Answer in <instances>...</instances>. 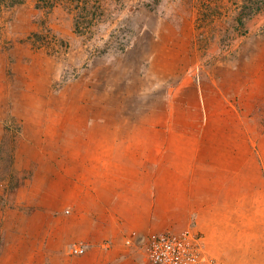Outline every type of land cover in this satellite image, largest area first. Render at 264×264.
<instances>
[{"label": "crops", "instance_id": "obj_1", "mask_svg": "<svg viewBox=\"0 0 264 264\" xmlns=\"http://www.w3.org/2000/svg\"><path fill=\"white\" fill-rule=\"evenodd\" d=\"M161 18L144 60L65 90L0 4V264H149L186 230L198 264H264V40L205 68Z\"/></svg>", "mask_w": 264, "mask_h": 264}, {"label": "rangeland", "instance_id": "obj_2", "mask_svg": "<svg viewBox=\"0 0 264 264\" xmlns=\"http://www.w3.org/2000/svg\"><path fill=\"white\" fill-rule=\"evenodd\" d=\"M145 1L151 0H0V4L10 18L8 29L27 32L20 45L26 47L28 61L40 63L36 67L52 79L58 77L56 81L63 83L59 89L65 90L79 87L91 69L126 72L144 60L152 51L154 32L161 24H174L161 21L163 15L192 20V46L205 68L218 60L240 62L254 41L264 40V11L242 17V0H166L154 11Z\"/></svg>", "mask_w": 264, "mask_h": 264}, {"label": "built area", "instance_id": "obj_3", "mask_svg": "<svg viewBox=\"0 0 264 264\" xmlns=\"http://www.w3.org/2000/svg\"><path fill=\"white\" fill-rule=\"evenodd\" d=\"M145 243V255L149 264H198L202 258L201 238L188 230L179 234H153ZM83 251V247L73 248L75 253Z\"/></svg>", "mask_w": 264, "mask_h": 264}, {"label": "trees", "instance_id": "obj_4", "mask_svg": "<svg viewBox=\"0 0 264 264\" xmlns=\"http://www.w3.org/2000/svg\"><path fill=\"white\" fill-rule=\"evenodd\" d=\"M18 2V1H17ZM15 2V3H17ZM20 2V1H19ZM244 7L242 8V17L251 18L256 14L264 11V0H242ZM12 3V4H15ZM166 3V0H151L145 1V5L151 11L158 10L159 6H163ZM240 19L239 25L244 26L245 22Z\"/></svg>", "mask_w": 264, "mask_h": 264}]
</instances>
